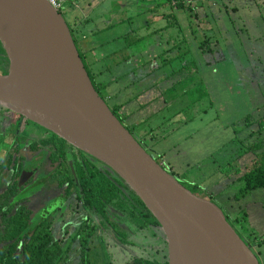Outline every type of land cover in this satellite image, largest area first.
I'll use <instances>...</instances> for the list:
<instances>
[{"label":"rangeland","instance_id":"rangeland-1","mask_svg":"<svg viewBox=\"0 0 264 264\" xmlns=\"http://www.w3.org/2000/svg\"><path fill=\"white\" fill-rule=\"evenodd\" d=\"M191 1L185 2L186 8H192ZM247 2L253 6L256 13L243 10L234 12L229 9L221 12L218 24L211 25L212 20L210 21L208 27L212 32H197L191 40L186 38L174 52H180L181 55H178L162 73L153 74L161 82L159 91L170 93V98L175 104H170L168 111L163 114L167 116L168 112L170 119L159 129L153 130L151 136H142L130 128L127 122L122 120L120 112L113 110L112 103L106 101L108 108L131 130L133 137L142 143L145 150L148 145L149 150L146 152L152 159L192 194L215 203L232 223L236 216H246L244 210H241L243 201L236 202L233 198L240 185L236 171L248 166L255 160L256 154L264 151V130H259L264 125V11L259 15L255 9L256 2ZM61 13L68 22V14ZM187 15L193 18V11ZM183 35L186 37L185 33ZM205 39L207 45L214 50L213 55L208 57L209 65H204L199 53L197 57ZM161 42L165 46V41ZM157 58L166 59L167 55L161 52ZM182 63L186 66L181 67ZM3 74L0 69V75ZM165 77H168L169 81L165 80ZM100 95L104 97L102 92ZM133 107L134 105L128 106L127 110ZM1 112L8 114L12 119H18L7 111ZM9 116H0V134L8 131ZM260 121L263 123H259ZM20 128L24 129L23 125ZM25 132L27 141H39L44 138V132L36 130L35 127L29 126L25 128ZM146 132H149L148 127ZM258 145L261 146L259 151L255 154L250 151V148ZM1 153L2 151L0 157ZM36 172L38 171L33 173ZM33 173L31 172V176ZM29 174V171H24L21 176L24 180H19V184L26 183ZM49 181L51 180L40 178L35 182L33 190H24L21 197L27 198L31 193L39 192L42 187H47ZM45 197L46 194L41 199ZM73 200L74 196L61 205L60 211L66 210ZM52 203L54 208L59 205V202ZM59 212L54 216L56 230L62 231L71 226V234L85 217L84 213L76 212L75 209L68 218L61 217ZM90 215L91 220L96 225L99 224L98 217L93 213ZM40 217L41 215L38 216ZM130 221V226L135 232L133 241L138 247L121 246L115 236L105 230L101 234V243L105 245L111 263L130 264L136 258L166 261V241L160 229L139 231L135 229V220ZM261 222L263 227L264 221ZM235 226L240 228L237 224ZM246 226L239 231L242 233L241 230L245 228L242 235L248 238L255 253L256 245L264 244V235L252 243L249 227ZM96 244L97 242L92 244L90 262L104 264L105 251ZM78 251L77 244L73 245L63 264H79ZM262 251L264 252V247ZM257 258L260 264H264L263 260L258 256Z\"/></svg>","mask_w":264,"mask_h":264},{"label":"water","instance_id":"water-1","mask_svg":"<svg viewBox=\"0 0 264 264\" xmlns=\"http://www.w3.org/2000/svg\"><path fill=\"white\" fill-rule=\"evenodd\" d=\"M0 109L50 132L121 179L158 223L167 264H260L213 202L152 159L94 89L63 17L46 0H0Z\"/></svg>","mask_w":264,"mask_h":264},{"label":"crops","instance_id":"crops-1","mask_svg":"<svg viewBox=\"0 0 264 264\" xmlns=\"http://www.w3.org/2000/svg\"><path fill=\"white\" fill-rule=\"evenodd\" d=\"M254 1L260 15L264 0ZM190 3L192 8L188 12L193 11V18L187 15L186 8L177 10L162 0H75L65 11L74 44L94 86L112 103L113 110L120 112L122 120L142 136H151L153 130L170 119L168 112L167 116L163 114L175 103L170 93L159 91L161 82L153 74L162 73L181 55L174 53L175 49L186 38H194L197 32H212L208 27L210 21L211 25L218 24L223 11H254L247 0H192ZM161 41H165V46ZM208 47L205 39L197 52L204 65H209L208 57L214 51ZM161 52L167 55L166 59L157 58ZM182 64L181 67L186 66ZM165 85L167 88V82ZM133 105V109L127 110ZM241 201V210L246 213L243 224L248 225L251 242L255 243L264 235L262 192L255 191ZM256 247L255 254L264 262V244Z\"/></svg>","mask_w":264,"mask_h":264},{"label":"flooded vegetation","instance_id":"flooded-vegetation-1","mask_svg":"<svg viewBox=\"0 0 264 264\" xmlns=\"http://www.w3.org/2000/svg\"><path fill=\"white\" fill-rule=\"evenodd\" d=\"M1 70H4V68ZM99 96L106 103L104 97L100 95V91ZM1 110L0 116H9L8 114L1 112ZM14 116H16L18 119H12L9 116L10 124L8 125V131L6 133L3 132L2 134H0V151H2V157H0V166L6 161H10V164L8 166L9 171H4V173H0V191L5 189L7 185H15L17 195L13 199V201H23V205L31 214L30 219L32 223L35 224L42 221L50 222L54 236L62 237L64 239V243L69 244V250L65 258L62 259L61 264H63L68 258V255L70 254L72 247L75 244H77V246L79 247V264L81 263L83 256L82 247L79 243V239L74 240L73 237L74 235H76L78 229L84 223L86 225H92L95 228V233L92 238V241L88 244V248H85L86 252L89 254V261L92 255V244L94 242H97L96 245L98 246V248H102V250L105 251V257L103 258L104 262L108 259L110 263L111 261L109 258V253L105 245L101 243V234L104 230L107 231V233L113 234V236H115L121 246L138 247V245L133 241L135 237V232L130 226V219L133 221L135 220V229L139 231L144 229H159V227H157L156 225L150 224V218L138 204V198L128 189V187L124 184L121 179H119L115 174L111 173L103 164L85 155L84 153L72 148L64 141V144H61V146L58 148L52 145L44 146L42 143L49 142L50 140H52L54 135L35 124L25 121L17 115ZM21 125H23L24 127V129L22 128V130L20 128ZM27 126L35 127L38 131L39 129L42 130L44 132L42 137L44 138L39 141H27V134L25 132V128H28ZM127 130L131 132V130ZM7 136L10 137L11 143L9 145H7L5 142ZM138 143L144 149L142 143ZM145 148H147L146 150H149L148 146H146ZM26 170L30 172L29 177H27L26 183L24 182L23 184H19V180H24V178L21 179V176ZM80 170H82L83 173L85 172L86 174L90 175L88 180H109L118 189V198L120 202L114 201L117 207H113L111 205L106 206L104 211L107 219L105 217H102V214L97 212L94 208H86L82 203L81 199H79V184L77 181L79 179L77 178L76 174H78ZM35 171L38 172L33 173ZM31 172L33 173L32 176ZM40 178L51 181L47 182V187H42L39 192L31 193L28 196L29 198H22L21 193L24 190L32 191L35 182L37 180H40ZM61 180H73L74 184L76 185L69 188V183L65 182L62 186H59V182ZM45 194V199H41V197H43ZM72 196H74L73 202L67 207L66 210L60 211L61 205L65 204L68 199ZM38 197L39 199H37ZM52 202H59V205L54 208V203ZM122 202L124 203L122 204ZM118 205L121 206L118 207ZM73 209H75L76 212L80 211L85 214V217L76 226L74 232L71 234V226L64 228L62 231L56 230L54 222L56 221V219L54 218V216L60 211L59 215L61 217L66 216L68 218L70 214L72 215ZM43 213L48 215L45 216L43 215ZM90 213H93L98 217L99 224L96 225L91 220ZM38 214L41 215L40 218H38V216H40ZM112 221H114V223H112ZM144 222L146 225L145 227H142ZM136 260L146 259L136 258L132 260L130 264H134ZM90 263L92 264V262Z\"/></svg>","mask_w":264,"mask_h":264},{"label":"trees","instance_id":"trees-1","mask_svg":"<svg viewBox=\"0 0 264 264\" xmlns=\"http://www.w3.org/2000/svg\"><path fill=\"white\" fill-rule=\"evenodd\" d=\"M166 5L175 7L177 10H184L185 2L189 0H162ZM189 10V8H186ZM80 56V54H79ZM81 61L82 57L80 56ZM83 62V61H82ZM84 65V64H83ZM4 72L3 75H7L9 63L7 57L0 46V69ZM88 74V72H87ZM89 76V74H88ZM91 82L92 79L89 76ZM92 85L94 86L93 82ZM94 89L99 94V90L94 86ZM113 115L115 113L111 110ZM116 117V116H115ZM117 118V117H116ZM118 119V118H117ZM262 119V118H261ZM121 123L122 120L118 119ZM259 123H263L260 121ZM262 126V125H260ZM264 130V125L259 128ZM131 134V132L129 131ZM132 135V134H131ZM133 136V135H132ZM9 145L10 137L7 136L5 140ZM44 146L52 145L56 148L64 144L62 140L53 136L49 142L42 143ZM261 148L260 145L253 146L250 151L255 154ZM10 161H6L0 166V173L9 171ZM239 174L238 182L239 188L233 195L236 202L243 200L255 191L262 192L263 207H264V151L256 154L255 160H253L245 168H240L236 171ZM79 180V199H81L84 206L88 209L94 208L97 212L105 216L104 209L107 205L117 207L114 201L120 202L118 196V189L109 180H88L89 176L82 170L76 174ZM68 182L69 188L75 186L73 180H61L59 186ZM17 195L15 185H7L5 189L0 191V264H61L62 259L65 258L69 248V244L64 243V239L59 236H54L51 223L48 221H42L33 224L30 219V212L23 205V201H13ZM138 204L146 212L150 218V224H154L157 227L158 223L146 210L144 205L137 199ZM124 202H122L123 204ZM120 204V203H119ZM121 205H118L120 207ZM120 209V208H119ZM227 222L233 227L236 233L247 243L250 244L248 238H245L242 234L245 230L239 231L235 225H239L241 228L245 223V214L237 216L233 223L225 215ZM114 223V221H112ZM145 222L142 227H145ZM94 226L86 225L85 223L78 229L73 239H79V243L82 247V261L80 264H91L88 258V253L85 248H88V244L92 241L94 236ZM104 264H111L109 260ZM134 264H167L164 262L148 261V260H136Z\"/></svg>","mask_w":264,"mask_h":264},{"label":"built area","instance_id":"built-area-1","mask_svg":"<svg viewBox=\"0 0 264 264\" xmlns=\"http://www.w3.org/2000/svg\"><path fill=\"white\" fill-rule=\"evenodd\" d=\"M74 1L75 0H46L48 5L60 15H63L61 12H65L66 9L74 3Z\"/></svg>","mask_w":264,"mask_h":264}]
</instances>
